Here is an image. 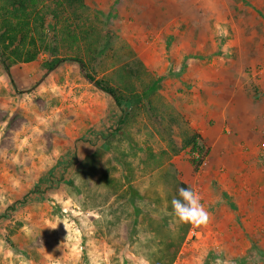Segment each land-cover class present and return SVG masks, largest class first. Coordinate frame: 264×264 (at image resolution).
Returning a JSON list of instances; mask_svg holds the SVG:
<instances>
[{
    "label": "rangeland",
    "instance_id": "rangeland-1",
    "mask_svg": "<svg viewBox=\"0 0 264 264\" xmlns=\"http://www.w3.org/2000/svg\"><path fill=\"white\" fill-rule=\"evenodd\" d=\"M88 7L83 18L98 25L105 49L89 71L73 54L45 73L43 53L14 66L11 78L0 62V264H152L155 232L143 217L132 231V207H112L115 196L106 203L115 191L128 194L117 149L140 167L132 186L141 204L157 208L179 179L210 213L174 264H264V0ZM128 63L140 95L153 80L159 88L123 113L86 75L114 86V71ZM204 126L221 127L222 137L205 141ZM115 134L119 148L105 149ZM194 134L208 151L199 172ZM95 151L101 172L91 175L84 162ZM149 151L165 161L153 172L142 163ZM179 224H168L173 236Z\"/></svg>",
    "mask_w": 264,
    "mask_h": 264
},
{
    "label": "trees",
    "instance_id": "trees-1",
    "mask_svg": "<svg viewBox=\"0 0 264 264\" xmlns=\"http://www.w3.org/2000/svg\"><path fill=\"white\" fill-rule=\"evenodd\" d=\"M88 0H0V62L11 78V69L19 64L36 62L45 53L50 56L49 61L42 64L45 73L52 72L66 58L60 57L61 54L67 56L73 54L75 62L83 65L88 70L90 63L95 56L105 51L100 41V29L90 19H84V12L88 9ZM108 20V18H107ZM93 22V24H92ZM87 23V24H86ZM99 36V37H98ZM82 41L86 42L85 45ZM82 44V45H80ZM132 64L121 65L114 71L119 75L118 83L113 86L105 80H96L93 75L87 73L88 79L96 83V86L103 92L110 95L121 112L126 113V109L135 108L142 104V99H149L156 94L159 88V80H153L144 87L140 95L135 75L136 71ZM89 71V70H88ZM122 124L124 122L122 121ZM190 137V136H189ZM122 137L115 134L108 141L105 149L119 148ZM191 147V157L199 154V159L192 158V165L195 172H199L202 163L208 154L201 135L194 134L188 141ZM99 151L87 156L86 166L90 167L91 175H98ZM130 152L116 150V161L122 169L124 175V185L129 186L128 194L111 193L106 199V203L115 196L110 202L112 207L117 203H125L132 207V212L128 215L131 218V230L135 231L143 217V224L149 226L151 232H155V239L158 240V251L153 254L150 262L152 264H174L180 254L188 234L193 228V224L183 223L177 227V236H173L168 229V224L173 220L174 215L171 207V200L178 195L181 187H190L187 183L176 179L174 192L166 201H156L157 208L141 204L140 193L132 186L136 174L140 167L130 160ZM148 156L142 161L153 172L162 167L165 161L161 156H157L150 151ZM132 155V154H131ZM109 175L104 173L101 180L111 184ZM170 213L165 212V205ZM147 206L150 210L146 211ZM160 207V209H159ZM157 213V216H154ZM160 216L161 220L157 219ZM120 251L119 248L116 250Z\"/></svg>",
    "mask_w": 264,
    "mask_h": 264
},
{
    "label": "clouds",
    "instance_id": "clouds-1",
    "mask_svg": "<svg viewBox=\"0 0 264 264\" xmlns=\"http://www.w3.org/2000/svg\"><path fill=\"white\" fill-rule=\"evenodd\" d=\"M171 207L176 221L181 224L199 226L206 224L210 219V213L202 203L200 193L191 187L179 188L178 195L171 200Z\"/></svg>",
    "mask_w": 264,
    "mask_h": 264
},
{
    "label": "crops",
    "instance_id": "crops-1",
    "mask_svg": "<svg viewBox=\"0 0 264 264\" xmlns=\"http://www.w3.org/2000/svg\"><path fill=\"white\" fill-rule=\"evenodd\" d=\"M217 126V125H216ZM215 126V127H216ZM212 128V127H207V126H204V129L202 128L200 130V133L202 134V137L205 141L207 142H211L213 141L214 139H218L219 137L221 138L222 137V132L221 131V127H218L215 129ZM217 135V136H216ZM216 136V137H215ZM229 203V201H228ZM231 203L229 204L230 208H231Z\"/></svg>",
    "mask_w": 264,
    "mask_h": 264
},
{
    "label": "built area",
    "instance_id": "built-area-1",
    "mask_svg": "<svg viewBox=\"0 0 264 264\" xmlns=\"http://www.w3.org/2000/svg\"><path fill=\"white\" fill-rule=\"evenodd\" d=\"M199 154H197V153H195V154H193V156H192V158H194V159H199ZM206 164V162H205V160L203 161V163H202V167L204 166Z\"/></svg>",
    "mask_w": 264,
    "mask_h": 264
},
{
    "label": "water",
    "instance_id": "water-1",
    "mask_svg": "<svg viewBox=\"0 0 264 264\" xmlns=\"http://www.w3.org/2000/svg\"><path fill=\"white\" fill-rule=\"evenodd\" d=\"M82 70H83V67H82ZM86 78H88V76L86 75ZM89 81H91L90 79H89ZM94 84L96 85V83L94 82Z\"/></svg>",
    "mask_w": 264,
    "mask_h": 264
}]
</instances>
